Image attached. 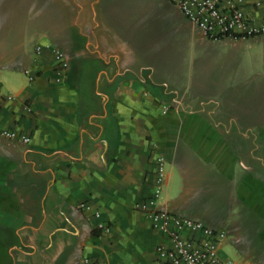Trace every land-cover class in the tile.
Segmentation results:
<instances>
[{
	"label": "crops",
	"instance_id": "crops-1",
	"mask_svg": "<svg viewBox=\"0 0 264 264\" xmlns=\"http://www.w3.org/2000/svg\"><path fill=\"white\" fill-rule=\"evenodd\" d=\"M155 3L0 0V264H155L164 238L135 205L158 159V208L197 219L189 200L218 206L229 193L264 264V125L242 123L202 85L182 87L183 48L208 41ZM245 3L264 20V0ZM47 46L67 59L60 79L51 51L36 54Z\"/></svg>",
	"mask_w": 264,
	"mask_h": 264
},
{
	"label": "rangeland",
	"instance_id": "rangeland-1",
	"mask_svg": "<svg viewBox=\"0 0 264 264\" xmlns=\"http://www.w3.org/2000/svg\"><path fill=\"white\" fill-rule=\"evenodd\" d=\"M155 1L158 0H152V3ZM163 8L165 10L167 6L165 8L163 5ZM130 11L133 13L128 8L127 12ZM160 21L163 22L161 17ZM127 22L136 24L132 19ZM167 27V24L166 27L162 26ZM207 41L194 42L192 46L188 44L183 48V58L187 63L184 67H178V75L183 77L182 87L192 83L193 91L195 86L197 90L202 85L201 94L215 95L224 110L234 113L242 123L249 120L255 125H264V35L241 41ZM231 79L234 80L235 91L230 83ZM231 197L227 193L218 206L210 200H201L203 196H196L195 201V197L192 198L189 204L197 219L209 227L225 232L221 247L224 257L237 264H259L257 255L251 251L257 240L255 228L250 231L245 229L248 219L245 218L243 205L233 201L231 203ZM248 217L252 220L251 215ZM254 217V223L259 222L255 215Z\"/></svg>",
	"mask_w": 264,
	"mask_h": 264
},
{
	"label": "built area",
	"instance_id": "built-area-1",
	"mask_svg": "<svg viewBox=\"0 0 264 264\" xmlns=\"http://www.w3.org/2000/svg\"><path fill=\"white\" fill-rule=\"evenodd\" d=\"M178 12L207 39L217 41L223 39L244 40L264 35V20L258 21L246 10L245 0H168ZM260 4L255 3L258 8ZM50 50L60 73L68 69L65 54L49 46L37 47L36 54L42 50ZM29 81L33 79L28 78ZM1 136L12 140L16 134L4 130ZM29 138L21 137L23 144ZM158 171L151 195L135 205L148 221L150 227L160 234L164 241L155 248V264H237L222 255L221 247L225 240V232L204 225L200 220L175 215L158 208V202L165 189V170L162 159H158ZM88 205L80 204V209H88ZM100 219V213H93ZM109 225L103 222L96 229L103 232ZM81 264H93L91 259L83 258Z\"/></svg>",
	"mask_w": 264,
	"mask_h": 264
}]
</instances>
